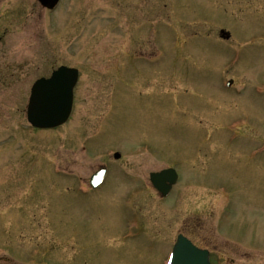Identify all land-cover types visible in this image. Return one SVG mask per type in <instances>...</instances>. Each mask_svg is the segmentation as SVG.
Masks as SVG:
<instances>
[{
  "label": "rangeland",
  "instance_id": "1",
  "mask_svg": "<svg viewBox=\"0 0 264 264\" xmlns=\"http://www.w3.org/2000/svg\"><path fill=\"white\" fill-rule=\"evenodd\" d=\"M60 1L0 0V264H161L179 232L264 264V0ZM60 65L79 70L72 114L32 129L30 87ZM104 160L105 185L75 193ZM166 166L181 180L159 201Z\"/></svg>",
  "mask_w": 264,
  "mask_h": 264
},
{
  "label": "water",
  "instance_id": "2",
  "mask_svg": "<svg viewBox=\"0 0 264 264\" xmlns=\"http://www.w3.org/2000/svg\"><path fill=\"white\" fill-rule=\"evenodd\" d=\"M44 7L53 8L58 0H38ZM220 36L228 38L229 33L221 30ZM67 68H60L49 80L40 79L32 86V94L28 105V120L36 127H54L61 124L69 113V102L60 94L55 96L66 75ZM65 73V74H63ZM171 264H207L201 253L191 249L189 245L177 246Z\"/></svg>",
  "mask_w": 264,
  "mask_h": 264
},
{
  "label": "flooded vegetation",
  "instance_id": "3",
  "mask_svg": "<svg viewBox=\"0 0 264 264\" xmlns=\"http://www.w3.org/2000/svg\"><path fill=\"white\" fill-rule=\"evenodd\" d=\"M52 72V71H51ZM50 72V73H51ZM50 75V74H49ZM48 75V76H49ZM112 90V89H111ZM111 94H112V92H111ZM74 96H75V90L73 89V106H74ZM113 96V94L111 95V97ZM111 103V102H110ZM112 106H113V101H112V104L111 105H109V110H108V112L111 110V108H112ZM72 111H73V107H72ZM72 111H71V114H72ZM107 114V113H106ZM71 116V115H70ZM103 117V116H102ZM103 120V119H102ZM101 123H102V121H101ZM101 125V124H100ZM99 131V130H98ZM98 131L96 132V133H98ZM95 136V135H94ZM200 140H201V142L203 143V144H205V143H207V132H205V133H203L202 134V138H200ZM252 149H253V147H251ZM249 149L248 150V153L250 154V156H251V152H252V149ZM107 149H112V148H107ZM115 150H117V149H115ZM115 150H113V151H115ZM101 165H104L105 167H106V173H105V176H104V178H103V181H102V183L104 182V180H105V178H106V176H107V178H108V175H109V172H110V165H109V162L108 161H106V160H104V161H101L100 163H99V165H98V169H99V167L101 166ZM166 167H170V166H166ZM166 167H164V168H166ZM163 169V168H162ZM94 171V170H93ZM177 171V170H176ZM177 173H178V180H177V182H176V184L174 185L175 187L178 185V183H179V181L181 180V174L179 173V171H177ZM124 174H126V173H124ZM149 181V180H148ZM101 183V184H102ZM100 184V185H101ZM99 185V186H100ZM145 185H146V187H147V184L145 183ZM80 186H82V187H80ZM98 186V187H99ZM174 186H173V188H174ZM97 187V188H98ZM151 187V186H150ZM84 188H87V191H86V189H84ZM97 188L95 189V190H91L92 189V187H91V185H90V177H89V175H88V177H82V176H78L77 178H76V186H75V189H74V191L75 192H77V191H79V190H82L83 192H78V193H82L83 195H87L89 192H94V191H97ZM152 189H153V187H151ZM172 188V189H173ZM153 190H155V189H153ZM86 191V192H85ZM133 191H135V192H133ZM137 191V192H136ZM138 189L137 188H132V189H129L128 190V192L125 194V196H126V201H127V207L129 208V210H131L132 211V213H134L135 214V216L136 215H140L139 213H137V212H135V211H133V200L135 199V197L138 195H140V194H137L138 193ZM156 191V190H155ZM133 192V193H132ZM156 193H157V198H158V200L160 201V200H164L163 198H162V196L156 191ZM170 194H172V193H170ZM174 202H173V204L172 205H174V206H178L179 205V199L178 198H175L174 200H173ZM137 217V219H138V222H140V219L138 218V216H136ZM179 234H182V235H184L183 233H177L176 234V236H175V238L179 235ZM185 237H187L186 235H184ZM188 238V237H187ZM189 240H191L190 238H188ZM174 241H175V239H174ZM173 241V242H174ZM172 242V243H173ZM191 242L195 245V246H197L198 248H201V249H206L207 250V252H208V259H209V261H210V263L211 264H225V262H226V259L222 256V255H220V254H214L213 253V251H212V249L211 248H209V247H201V246H199L197 243H195L193 240H191ZM171 243V244H172Z\"/></svg>",
  "mask_w": 264,
  "mask_h": 264
},
{
  "label": "bare ground",
  "instance_id": "4",
  "mask_svg": "<svg viewBox=\"0 0 264 264\" xmlns=\"http://www.w3.org/2000/svg\"><path fill=\"white\" fill-rule=\"evenodd\" d=\"M107 179H108V178H107V176H106L104 182H103V183L97 188V191L100 190V189L105 185ZM89 194H90V193H89Z\"/></svg>",
  "mask_w": 264,
  "mask_h": 264
}]
</instances>
